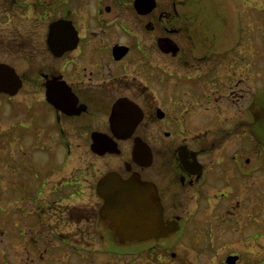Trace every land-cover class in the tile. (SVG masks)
<instances>
[{
  "label": "flooded vegetation",
  "instance_id": "1",
  "mask_svg": "<svg viewBox=\"0 0 264 264\" xmlns=\"http://www.w3.org/2000/svg\"><path fill=\"white\" fill-rule=\"evenodd\" d=\"M153 1L154 6L143 11L135 7V0L128 1L145 32H105L90 27L111 24L120 16L117 6L122 0H64L59 15L58 0H0V63L11 67L20 81L15 93L0 91V103L11 107L0 113L5 137L0 149L11 161L30 163L21 146L22 137L28 135L20 131L24 123L44 129L53 144L57 140L52 129L62 138L61 143L70 144L69 132H74L90 149L95 135H106L108 140L100 147L113 146L117 155L124 147L130 157V162L123 160L126 174L115 168L108 171H116L122 178L137 173L142 181L154 185L163 221H176L175 232L181 231L179 237L184 238L188 222L183 213L188 202L195 204L193 211L199 209L202 197L209 201L211 190L215 203H222L228 216L241 212L249 203L248 188H258L255 204L264 208V185H248L254 173H264V146L255 140L249 145L248 141L252 99L264 87L250 92L247 83L248 70L257 66L261 57V35L258 32L250 52V38L243 24L248 8L264 10V6L246 4V0ZM109 14L112 18L107 17ZM57 21L67 22L68 29L51 33ZM254 75L259 77V72ZM18 101L23 107L16 108ZM229 102L235 105L231 113ZM24 107L28 122H24L25 117L19 119ZM10 111L17 113V120L4 126ZM231 139L234 142L226 152L225 145ZM137 141L145 147L144 155H133ZM217 147L221 156L210 158ZM18 149L24 156L16 160ZM212 165L221 166L223 176L210 173V169H216ZM151 167L153 170L147 171ZM79 168L71 170L73 174L66 178L49 180L46 203L40 196L48 176L39 182L33 208H25L23 216L35 217L42 226L27 235L21 229L27 248L18 254L17 264H77L88 259L80 250H87L83 245L90 242L86 237L91 233L80 228L73 234L59 226L65 218L67 224L88 222L90 227L97 225V218L103 220L99 215L101 204L79 208L73 201L69 202L71 206L68 203L87 192L81 186L88 177ZM104 173L91 189L98 199L97 182ZM190 189L194 195H190ZM57 196L65 202V214L59 211L58 215L57 203H62L55 199ZM48 210H53L50 215L55 217L54 222ZM214 223L221 225V221ZM249 223L257 225L252 220ZM263 223L258 222L257 229H263ZM194 230L188 234L200 233ZM95 233L103 240L98 228ZM253 233L251 237L255 238L262 231ZM166 238L145 236L121 241L115 236L110 240L119 244L142 239L156 243ZM53 245L57 249L65 245L71 251L57 252ZM229 255L237 256L236 264L240 263L239 253Z\"/></svg>",
  "mask_w": 264,
  "mask_h": 264
},
{
  "label": "rangeland",
  "instance_id": "2",
  "mask_svg": "<svg viewBox=\"0 0 264 264\" xmlns=\"http://www.w3.org/2000/svg\"><path fill=\"white\" fill-rule=\"evenodd\" d=\"M128 1L129 0H122V2L118 3L117 7L120 9V16L114 19L113 22H109L111 24L99 27V25L95 23L92 24L90 28H103L105 32H145L143 27L141 28V26H139L136 13L131 5L128 4ZM157 1L158 4L166 2V0ZM246 1V4L260 3L264 6L262 0ZM62 2H64V0H58L57 2L58 15L63 6ZM129 3H131V1ZM83 15L84 14L77 16V19H81ZM112 16L113 14H109L107 17L112 18ZM243 24L246 32L249 34L250 52L252 50L251 45H253V41H256L258 32L261 35V45L259 41L257 42V45H260V62L258 61L257 66L253 65V67H250L248 70V88L250 92H253L257 87L259 88L264 85V10L248 8L244 14ZM261 29H263V31H261ZM25 31L24 29L23 32ZM251 60L250 58V62ZM250 66H252V64ZM257 72H259V77H257V75L252 77L253 73L257 74ZM2 99L4 100V97H2ZM18 102L19 106L16 108L23 107L21 106L22 102ZM228 104L232 106V109L229 111V113H231L234 111L235 105L233 102H229ZM4 105L6 104L0 103V113H3L8 107L11 108L10 106ZM12 109L14 110L15 108ZM23 112H25V107ZM23 112L19 114V119L25 117L24 122H28L29 118L26 116V112L25 114ZM8 114L10 115L8 123H4V126L11 124V122L15 123L14 121L17 120L18 117L17 113H13V111H10ZM5 120H7V118H5ZM24 124L25 126L22 125L20 131L24 130L28 135L22 137L23 145L21 146L24 148V155L29 156L30 163L26 164L23 162L18 163V161H11L10 157L6 154H2L0 149V264L18 263V254L27 248L24 245V237L20 234L22 228L26 231L27 235L29 231H37L38 229L36 228L42 226L35 217H27L25 219L23 216L25 208L26 210H31L33 208V200L36 197L37 187L41 180L48 176V180L40 196V198L44 200V203H46L49 199L48 192L51 187L50 184H48L50 183L49 180L60 176L66 178V176L71 173V170L75 171V167H80L79 169L82 171V175L86 174L88 177L85 182L82 181L81 186V188L83 190L86 189L87 192H85L84 196L70 199L68 203L73 201V203H76L74 206L79 208H81L80 206L88 207L90 204H94L96 208V206L98 207L103 203H101L100 198L98 199L95 195L93 196L91 194V189H93L96 179L101 173L112 168H115L116 171H120L122 174H126L123 169V160L130 162V157L127 152V154L124 152V147L120 155L110 153H106L104 156L97 155L90 148L84 147L82 139L78 138L74 132H69L70 144L66 145L60 142L62 138L55 134V132L57 133V131H55L56 129H52V133L57 140V143L53 144V141L49 143L47 140L44 129L37 125L29 126V123ZM1 129L2 125L0 121V148H2L3 142L5 141ZM13 131H16V128ZM248 139L249 145L255 143L251 136ZM233 142L234 140L231 139L230 143L225 145L226 152L232 147L231 143L233 144ZM16 148L17 145L15 146V149ZM220 149L221 148L217 147L214 151H211L210 158L220 157ZM23 151L21 153L20 149H18L17 156H15L16 160L24 156ZM251 153L252 154L249 156L252 157L253 151H251ZM208 159L209 158H207V161ZM260 159H262V157H260ZM6 163H8L7 166ZM208 163H210V161ZM212 166L216 169H210V173L218 175V177L223 176L224 171L219 170L222 168L221 166ZM62 167L63 169H61ZM150 170H153V167L148 168L147 171ZM50 173L52 174L50 175ZM76 175L79 174L76 173ZM162 175L164 176V174ZM80 177L82 176H78L77 179H81ZM55 183H57V181L54 182L53 185ZM254 184H256L255 186L259 184L264 185V173H262V171L256 172L250 176L248 185ZM256 189L254 191L248 188L249 203H246L241 208V212H236L233 216H228L224 212L222 203H215L213 190L208 192L209 201L206 202L207 197H202L200 207L195 211H193L195 204H189L188 202L187 208L183 213V215L186 216V222H188L184 230L185 234L183 233V236H185L184 238L179 237L181 231L175 232L176 230H173L167 233L166 237L168 238L161 239L156 243L143 242L145 239H142L140 242L128 241L127 243L123 242L119 244L113 240L116 236L113 226L109 223V220L104 218H102V222L97 218L96 221H98V223L94 225V227H90L88 222L67 224L66 218L64 219L65 222H59V226L63 228V230L73 232V234L80 228L91 233V235L86 237L90 242L83 245L87 250H80L88 259L79 261L77 264H226V255L234 252L240 254L239 264H264V228L262 229L260 227L261 230H259V228L257 229V225H259L258 222H264V208L259 206L258 203L255 204L256 201L258 202V188ZM189 193L190 195H194L191 189ZM56 198H58V196L55 197V199ZM262 198H264V195ZM186 199H188V196H186ZM59 202L62 204L57 203L58 215L59 211H64L63 214H65V202ZM253 204L255 205L253 206ZM71 205L72 204H70V206ZM219 205H221V207H219ZM48 211L47 215L53 212V210ZM177 214H180V212ZM49 217L51 222L55 221V217H53L52 214ZM250 220L257 222V225H251L249 223ZM217 221H221V225L216 226L214 222ZM33 225L35 228H30ZM191 226H193V228L189 229ZM262 226L264 227V225ZM97 228L103 234V240L99 239L97 233L92 234V232H97ZM192 230H197L200 233L190 236L188 233ZM259 231H262L261 235L255 238L251 237L253 232V235H255ZM112 237L113 239L110 240ZM53 248L57 249V246L53 245ZM68 250L69 249L66 248L65 245H61L56 251L64 253L71 251ZM171 252H173L174 255H170Z\"/></svg>",
  "mask_w": 264,
  "mask_h": 264
},
{
  "label": "water",
  "instance_id": "3",
  "mask_svg": "<svg viewBox=\"0 0 264 264\" xmlns=\"http://www.w3.org/2000/svg\"><path fill=\"white\" fill-rule=\"evenodd\" d=\"M154 6L153 0H135V7L143 11ZM68 29L67 22L57 21L51 26V33ZM20 86L15 71L0 63V91L15 93ZM253 117L251 134L254 139L264 145V88L253 96ZM105 135H95L92 150L98 154L115 152L112 147H100L102 141H107ZM103 143V142H102ZM145 152V147L139 141L135 142L133 155L139 156ZM144 155V154H143ZM146 164L148 162H145ZM97 193L103 199L99 214L110 221L115 234L121 241L133 238L166 236L178 229L176 221H163L162 206L159 203L154 185L142 181L137 173L122 178L116 171H108L97 182ZM237 256L226 257L228 264H235Z\"/></svg>",
  "mask_w": 264,
  "mask_h": 264
}]
</instances>
